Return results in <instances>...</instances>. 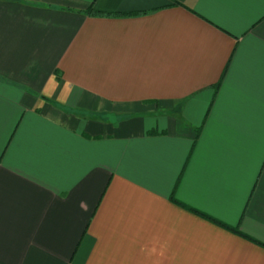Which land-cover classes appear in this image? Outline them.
<instances>
[{
	"label": "crops",
	"instance_id": "0c3cea01",
	"mask_svg": "<svg viewBox=\"0 0 264 264\" xmlns=\"http://www.w3.org/2000/svg\"><path fill=\"white\" fill-rule=\"evenodd\" d=\"M0 264H264V0H0Z\"/></svg>",
	"mask_w": 264,
	"mask_h": 264
},
{
	"label": "trees",
	"instance_id": "16d2710c",
	"mask_svg": "<svg viewBox=\"0 0 264 264\" xmlns=\"http://www.w3.org/2000/svg\"><path fill=\"white\" fill-rule=\"evenodd\" d=\"M88 13H89L90 15H99V14L95 13L93 10H89Z\"/></svg>",
	"mask_w": 264,
	"mask_h": 264
}]
</instances>
